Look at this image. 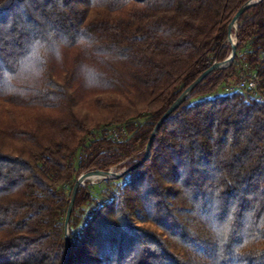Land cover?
<instances>
[{"label": "trees", "instance_id": "16d2710c", "mask_svg": "<svg viewBox=\"0 0 264 264\" xmlns=\"http://www.w3.org/2000/svg\"><path fill=\"white\" fill-rule=\"evenodd\" d=\"M248 1L0 0V264H64L78 177L143 158ZM236 37L142 164L79 187L68 264H264V0Z\"/></svg>", "mask_w": 264, "mask_h": 264}, {"label": "water", "instance_id": "95a60500", "mask_svg": "<svg viewBox=\"0 0 264 264\" xmlns=\"http://www.w3.org/2000/svg\"><path fill=\"white\" fill-rule=\"evenodd\" d=\"M261 0H249L246 4H244L240 10L236 13V15L233 17L231 23L229 24V37L228 41L231 43V52L229 56L222 62H215L209 69L204 71L179 97L178 99L169 107V109L163 114L161 119L158 121L157 125L155 126L154 131L151 134L150 140L146 146L145 153L143 158H141L136 164L123 169L122 171H115L113 168L109 170H90L88 172L82 173L78 179L76 180V183L72 190V196L70 200V204L67 210L66 218H65V229H66V257L64 264H68L69 261V253H70V236H69V221L72 214L75 198L77 191L81 185H85V181L89 179L91 176L99 175L102 178L101 179H110V178H118L122 176L127 171L134 169L138 167L140 164H142L147 156L149 155L151 143L156 135L159 127L162 125V123L167 119V117L173 113L190 95L193 89L210 73L214 72L217 69L225 68L229 66L235 59L237 55V37H236V31L238 28V20L241 17V15L245 12L246 9L251 7L252 5L260 2ZM233 29H235V38H233Z\"/></svg>", "mask_w": 264, "mask_h": 264}, {"label": "rangeland", "instance_id": "374dc122", "mask_svg": "<svg viewBox=\"0 0 264 264\" xmlns=\"http://www.w3.org/2000/svg\"><path fill=\"white\" fill-rule=\"evenodd\" d=\"M233 30H235V29H233ZM233 36L235 38V33H233ZM235 87H236V85H231V84H229V85H222L215 92H213L210 96H217V95L225 94V93L233 90ZM113 169L115 171H118L119 172V171H122L123 169H125V166L123 164V165H121L119 167H114ZM102 180H104V179H93V180L92 179H87L86 181H90V183H97V182H100Z\"/></svg>", "mask_w": 264, "mask_h": 264}, {"label": "built area", "instance_id": "2783aa9c", "mask_svg": "<svg viewBox=\"0 0 264 264\" xmlns=\"http://www.w3.org/2000/svg\"><path fill=\"white\" fill-rule=\"evenodd\" d=\"M255 80H256V77L255 78H252L250 81H242L238 85H236V87L243 88L245 86H248L249 89L250 88L255 89L256 88V82H255Z\"/></svg>", "mask_w": 264, "mask_h": 264}, {"label": "bare ground", "instance_id": "6f19581e", "mask_svg": "<svg viewBox=\"0 0 264 264\" xmlns=\"http://www.w3.org/2000/svg\"><path fill=\"white\" fill-rule=\"evenodd\" d=\"M233 38H234V36H233ZM102 177L101 176H99V175H95V176H91L89 179H101Z\"/></svg>", "mask_w": 264, "mask_h": 264}]
</instances>
